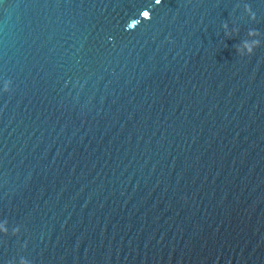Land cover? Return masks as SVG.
Returning a JSON list of instances; mask_svg holds the SVG:
<instances>
[{
    "label": "water",
    "instance_id": "1",
    "mask_svg": "<svg viewBox=\"0 0 264 264\" xmlns=\"http://www.w3.org/2000/svg\"><path fill=\"white\" fill-rule=\"evenodd\" d=\"M5 226L0 264H264V0H0Z\"/></svg>",
    "mask_w": 264,
    "mask_h": 264
},
{
    "label": "clouds",
    "instance_id": "2",
    "mask_svg": "<svg viewBox=\"0 0 264 264\" xmlns=\"http://www.w3.org/2000/svg\"><path fill=\"white\" fill-rule=\"evenodd\" d=\"M155 4L156 5H160L162 4V0H155ZM245 12L247 13V15L250 17V19L255 22L257 17L255 15V13L252 11L251 7L245 5ZM151 17L145 21L150 20ZM224 31L225 34L227 35L228 38H232L233 33L237 34L239 33V29H232L231 31L229 30V27L227 24L224 25ZM261 34L257 31V30H249L248 32V40H245L241 43V45L239 47H237V53L240 57H245V56H252L255 53V50L257 48H259L261 46L260 40L258 39V37ZM11 91V84L10 83H6L5 87H4V92L5 93H9ZM0 231H2L5 235L8 234V229L7 227H3L2 229H0ZM19 228L14 229L13 234L14 235H19ZM20 264H29V261L27 259L21 258L20 260Z\"/></svg>",
    "mask_w": 264,
    "mask_h": 264
},
{
    "label": "snow or ice",
    "instance_id": "3",
    "mask_svg": "<svg viewBox=\"0 0 264 264\" xmlns=\"http://www.w3.org/2000/svg\"><path fill=\"white\" fill-rule=\"evenodd\" d=\"M144 15H145V16H147V15H148V13H147V12H145V13H144Z\"/></svg>",
    "mask_w": 264,
    "mask_h": 264
}]
</instances>
